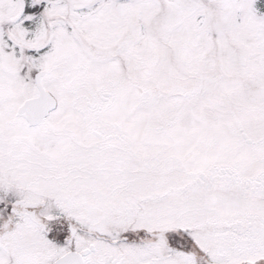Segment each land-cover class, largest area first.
<instances>
[{"label": "snow or ice", "instance_id": "1", "mask_svg": "<svg viewBox=\"0 0 264 264\" xmlns=\"http://www.w3.org/2000/svg\"><path fill=\"white\" fill-rule=\"evenodd\" d=\"M0 264H264V0H0Z\"/></svg>", "mask_w": 264, "mask_h": 264}]
</instances>
